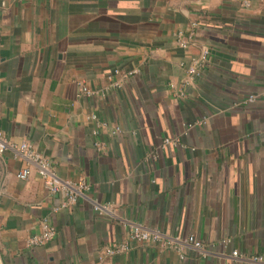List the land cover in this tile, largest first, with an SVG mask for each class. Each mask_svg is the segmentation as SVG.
Listing matches in <instances>:
<instances>
[{
  "label": "crops",
  "instance_id": "1",
  "mask_svg": "<svg viewBox=\"0 0 264 264\" xmlns=\"http://www.w3.org/2000/svg\"><path fill=\"white\" fill-rule=\"evenodd\" d=\"M0 132V264H253L264 0H0ZM24 141L57 177L88 184L75 203L57 209L64 195L21 156ZM45 224L54 237L28 245ZM132 225L192 235L208 253L130 240Z\"/></svg>",
  "mask_w": 264,
  "mask_h": 264
},
{
  "label": "built area",
  "instance_id": "2",
  "mask_svg": "<svg viewBox=\"0 0 264 264\" xmlns=\"http://www.w3.org/2000/svg\"><path fill=\"white\" fill-rule=\"evenodd\" d=\"M241 2L244 5H248V0H241ZM179 35V33H177ZM179 45L183 48L187 47L186 41L179 39ZM206 52L204 51L203 59L205 58ZM197 65L196 63H193L191 66L188 67V71L193 74L196 72L195 66ZM117 72V71H116ZM82 90L86 94H90L91 91L83 87ZM247 101L251 102L255 100V95L250 94L246 98ZM169 140H165V142H168ZM9 145L7 144L6 140L3 139L1 132H0V152H2L5 148H7ZM18 151L21 154V156L26 159L34 162L37 166V172L38 174L42 177L44 186L46 189H48L51 193H57V192H62L64 195V198L60 201L57 209H64L68 208L71 204L75 203L77 196L82 194L84 190H87L88 184L83 181L79 180L77 182H71L68 180H62L59 177L56 176V174L53 172L52 168L50 167L48 161L41 155L35 153L31 146L27 142H21L18 146ZM31 172V167L30 165H25L21 167L16 176L24 180L28 178ZM95 208L97 210L99 209H104V207L95 204ZM99 212H101L99 210ZM55 235V230L51 225L45 224L43 226V231L39 235H34L28 240V245H38V244H43L50 239H52ZM128 237L130 240H135V241H140V242H146V243H154V242H162L166 246L177 250L180 254V257H183V254L181 252V246L183 244L189 245L192 248H194L199 255H207L208 250L205 247V244L195 238L192 235L184 236V237H179V236H166L162 231L158 229H143L138 226H130L129 231H128ZM129 247L128 242H122V243H117L112 246H105L103 249V254L105 255H112L115 253L123 252L127 250ZM231 255L233 257H239L241 256L237 250H232ZM245 259H247L249 262H252L253 264H260L264 263V257L262 255H249V256H244Z\"/></svg>",
  "mask_w": 264,
  "mask_h": 264
}]
</instances>
